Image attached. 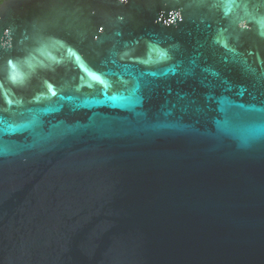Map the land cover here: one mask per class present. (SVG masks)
Wrapping results in <instances>:
<instances>
[{
    "label": "water",
    "instance_id": "water-1",
    "mask_svg": "<svg viewBox=\"0 0 264 264\" xmlns=\"http://www.w3.org/2000/svg\"><path fill=\"white\" fill-rule=\"evenodd\" d=\"M0 264H264V0H2Z\"/></svg>",
    "mask_w": 264,
    "mask_h": 264
},
{
    "label": "trees",
    "instance_id": "trees-1",
    "mask_svg": "<svg viewBox=\"0 0 264 264\" xmlns=\"http://www.w3.org/2000/svg\"><path fill=\"white\" fill-rule=\"evenodd\" d=\"M2 0H0V2H1Z\"/></svg>",
    "mask_w": 264,
    "mask_h": 264
}]
</instances>
